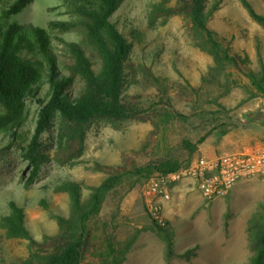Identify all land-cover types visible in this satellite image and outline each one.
Here are the masks:
<instances>
[{"label":"rangeland","instance_id":"1","mask_svg":"<svg viewBox=\"0 0 264 264\" xmlns=\"http://www.w3.org/2000/svg\"><path fill=\"white\" fill-rule=\"evenodd\" d=\"M250 1L264 14V0ZM161 3L119 0L111 17L132 43L126 64L125 98L140 108L142 115L93 119L85 129L84 147L78 152L70 141L71 126L55 113L41 136L34 178L25 151L9 145L11 139L1 135L0 220L9 213V201L14 199L24 207L27 224L37 238L42 239L45 232L56 234L57 214H71L70 194L58 187L69 180L79 181L88 197L93 185L109 174L99 163L122 165L124 153L139 164L177 159L187 165L247 146L264 145V122L252 113L264 94L252 97L256 88L245 75L230 64L217 63L198 45L201 36L191 19L183 13L169 14L156 8ZM174 7L175 0L164 5L166 9ZM73 10L69 0H33L9 21L47 28L58 52L63 48L62 39L83 44L99 69L100 60L85 41L81 27L63 31L50 25L53 21L77 20ZM205 11L208 26L225 38V43L246 54L253 68L264 67V25L250 15L241 0H205ZM60 60H65L64 55ZM74 85L73 91L81 87L79 77ZM244 99L247 101L242 103ZM175 112L186 117L169 120L168 115ZM37 113L38 104L31 102L24 130L34 131ZM202 137L204 140L193 151L184 145V140L196 143ZM146 179L118 186L102 210L101 218L115 229L117 246L127 249L122 264H247L252 256L248 226L251 216L263 210V178L240 181L225 196L211 201L205 200L200 191L181 197L171 207L173 211H168L167 220L176 252L188 254L170 257L142 198ZM29 254L27 239L8 238L0 229L2 264H22ZM85 264L102 263L90 256Z\"/></svg>","mask_w":264,"mask_h":264},{"label":"trees","instance_id":"2","mask_svg":"<svg viewBox=\"0 0 264 264\" xmlns=\"http://www.w3.org/2000/svg\"><path fill=\"white\" fill-rule=\"evenodd\" d=\"M32 1L0 0V143L4 139L1 135L9 137V145H18L25 151V157L33 165L31 178H34L42 147L41 136L55 113L71 126L70 141L79 152L84 147L85 129L93 119L136 118L143 111L125 98L126 64L132 43L111 19L119 0H69L77 20L50 24L63 31L81 27L85 41L100 60L99 69L95 68L93 55L83 44L62 39L63 48L58 52L47 28L10 23L9 19ZM170 1L162 0L156 8L169 14L187 15L201 36L198 45L217 63L230 64L245 75L256 88L252 97L264 94V67L253 68L246 54L234 51L225 43V38L208 26L205 0H175L177 8H164ZM241 2L252 17L264 25V14L258 12L250 0ZM63 55L65 60H60ZM77 77L82 85L73 91ZM31 102L38 104L34 131L23 129ZM176 116L186 117L180 112L168 115L169 120ZM203 140L204 137L196 143L184 140V145L193 151ZM124 158L122 165L99 163L109 174L93 185L88 197L79 181L69 180L58 187L70 194L71 214H57L59 230L56 234L45 232L42 239L37 238L27 224L24 207L14 199L9 201L10 211L1 217L0 229L8 238L29 241L30 254L22 264H85L90 256L100 259L102 264L123 263L127 249L117 246L115 229L101 218L111 192L124 183L134 185L139 178L173 173L183 166L177 159L139 164L127 153ZM262 207L263 210L254 213L249 221L252 256L247 264H264V204ZM170 225V222L162 226L154 221L156 232L165 241L166 256L188 254L187 251L176 252Z\"/></svg>","mask_w":264,"mask_h":264},{"label":"built area","instance_id":"3","mask_svg":"<svg viewBox=\"0 0 264 264\" xmlns=\"http://www.w3.org/2000/svg\"><path fill=\"white\" fill-rule=\"evenodd\" d=\"M187 178L195 181L207 201L225 196L240 181L264 179V145L201 158L183 165L176 172L148 177L142 187V198L157 224L164 226L168 222L163 200L170 198L171 186Z\"/></svg>","mask_w":264,"mask_h":264},{"label":"crops","instance_id":"4","mask_svg":"<svg viewBox=\"0 0 264 264\" xmlns=\"http://www.w3.org/2000/svg\"><path fill=\"white\" fill-rule=\"evenodd\" d=\"M209 157H212V156H209ZM192 192H197V194H198L199 193V189L197 188V185H196L195 181L192 180V179H189V178L184 179L183 181L177 183L174 187H172L171 188V197H170V199H165L163 201V203H164V212L166 214L165 215L166 218L168 217V215H167L168 211H173L171 207L174 206L175 204H178L180 198L184 197V195L185 196H191ZM171 217H172V219L174 218L173 215H171Z\"/></svg>","mask_w":264,"mask_h":264},{"label":"water","instance_id":"5","mask_svg":"<svg viewBox=\"0 0 264 264\" xmlns=\"http://www.w3.org/2000/svg\"><path fill=\"white\" fill-rule=\"evenodd\" d=\"M253 115H257L264 122V99L261 100L255 111L252 112Z\"/></svg>","mask_w":264,"mask_h":264}]
</instances>
